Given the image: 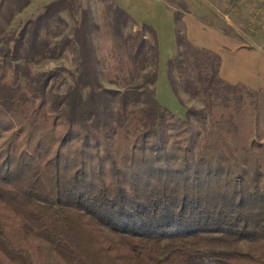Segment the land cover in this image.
Returning a JSON list of instances; mask_svg holds the SVG:
<instances>
[{"label":"trees","instance_id":"1","mask_svg":"<svg viewBox=\"0 0 264 264\" xmlns=\"http://www.w3.org/2000/svg\"><path fill=\"white\" fill-rule=\"evenodd\" d=\"M112 12L116 31L134 24ZM175 42L167 78L175 91V70L203 100L186 109L194 122L152 91L127 110V91L108 90L127 122L91 126L94 103L53 108L44 84L0 66V264H47L43 245L59 264H264V92L222 79L213 51ZM73 94L82 100L78 83Z\"/></svg>","mask_w":264,"mask_h":264},{"label":"rangeland","instance_id":"2","mask_svg":"<svg viewBox=\"0 0 264 264\" xmlns=\"http://www.w3.org/2000/svg\"><path fill=\"white\" fill-rule=\"evenodd\" d=\"M162 2L174 17V35L195 41V44L191 42L194 46L201 36L215 41L223 38L229 45L242 44L241 36L229 23L237 26L238 20L250 18L253 21L255 17L253 0ZM115 5H118L116 0H0V66L6 65L10 71L17 69L21 75L20 85L24 79L44 84L48 105L53 108H65L70 100L85 106L94 103L98 113L88 125L125 126L126 115L118 110L119 99L108 90L127 91L131 97L127 110L143 107L151 91L158 103L162 105V101L155 92L156 82H146L145 70L140 69L139 45L141 39L146 38L145 49L150 62L146 70L154 68L157 72L158 57L154 63L151 49L155 43L153 33L142 26L145 23H137L131 16L134 24L129 20L116 31L112 24ZM171 76L175 91L171 88L169 97L163 96V100L184 113L178 116L166 108L175 116L194 122L186 109L205 110L203 100L184 91L175 70ZM77 83L83 96L81 101L73 94ZM248 90L264 92V89ZM261 141L264 142V138ZM42 249L47 264H59L49 254L47 245Z\"/></svg>","mask_w":264,"mask_h":264},{"label":"crops","instance_id":"3","mask_svg":"<svg viewBox=\"0 0 264 264\" xmlns=\"http://www.w3.org/2000/svg\"><path fill=\"white\" fill-rule=\"evenodd\" d=\"M116 1L137 23L150 25L156 31L158 65L155 92L163 106L182 116L184 110L163 100V96L168 98L172 91L166 74V62L177 51L172 12L165 7L162 0ZM253 2L252 9L255 12L253 21L245 18L238 20L237 26L229 23L241 36L242 44L236 45V42H232L229 45L223 38L215 41L201 36L196 46L207 48L220 56L218 73L225 81L232 84L242 83L249 89H264V0H253ZM250 26L252 29H247ZM192 43L195 44V41Z\"/></svg>","mask_w":264,"mask_h":264}]
</instances>
